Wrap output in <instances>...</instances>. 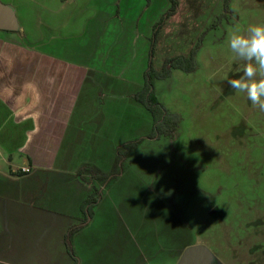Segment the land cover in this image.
I'll use <instances>...</instances> for the list:
<instances>
[{"label": "rangeland", "instance_id": "374dc122", "mask_svg": "<svg viewBox=\"0 0 264 264\" xmlns=\"http://www.w3.org/2000/svg\"><path fill=\"white\" fill-rule=\"evenodd\" d=\"M178 2L177 12L166 19L159 31L152 57V67L160 70L166 57L188 55L201 37L194 70L173 68L168 77L154 81L159 102L177 114V127L173 136L147 138L149 130L133 138L142 141L125 160L118 176L134 172L147 187L136 194L128 188L127 196L115 201L116 209L109 215L114 214L118 224L117 212L140 204L138 214L148 225L150 216L165 206L190 232L191 240L186 232L181 239L190 241L191 246L205 245L220 263L264 264V112L254 108L244 93L228 83L243 67L229 48V36L251 23L264 22V0ZM70 4L71 13L64 16H74L80 24L90 20L93 25H102L106 40L110 39L115 49L123 48L122 32H132L131 39L137 40L138 54L144 57L146 68L153 25L169 8L170 0H73ZM90 10L95 13L83 17V12ZM20 15L18 19L24 27L26 22ZM87 16L91 17L86 19ZM38 30L26 28V33L33 35ZM116 43L120 44L115 47ZM126 100L137 104L133 95ZM126 102L121 112L110 105L112 120H119L120 115L127 124V120H137L138 127L148 118L152 120L143 105L141 115V109L136 112ZM6 157L0 152V264H72L62 244L54 241L50 245L49 239L44 248L43 230L39 231L43 221L23 206L12 211L18 205L14 198H8L20 197L27 204L39 199L43 202L46 190L44 200L56 207L61 206L63 197L71 199L75 193L58 184L61 179H56V172L49 173L46 179L43 172L39 174L41 178L38 174L34 179L9 178L4 172L9 167ZM76 164H84L81 157ZM118 165L115 161L109 171L118 170ZM58 166L63 169V164ZM72 172H63L64 179L77 175ZM85 179L93 181L89 174ZM84 196L83 191L81 197ZM37 207L33 206L34 212L43 214V209ZM52 222L55 218L49 217L48 223ZM170 225L175 226L177 234H183L178 220H172ZM99 226L97 244L104 221Z\"/></svg>", "mask_w": 264, "mask_h": 264}, {"label": "crops", "instance_id": "0c3cea01", "mask_svg": "<svg viewBox=\"0 0 264 264\" xmlns=\"http://www.w3.org/2000/svg\"><path fill=\"white\" fill-rule=\"evenodd\" d=\"M0 1L13 8L18 21L17 30H0V152L9 164L4 172L15 181L34 179L35 174L41 178L40 172L46 179L56 172V179H61L58 184L75 193L71 199L63 197L61 206L56 207L44 200L46 190L43 202L39 199L27 204L20 197H9L18 205L12 211L23 206L35 214L43 221L39 231L43 230L44 248L50 239V245L54 241L62 244L65 256L72 259L65 247V234L70 226L82 221L80 205L91 186H100V201L87 223L71 237L76 256L72 264H177L183 251L191 246L190 241L181 238L186 232L191 240V235L172 210L162 207L150 216L148 225L138 214L140 204L117 212L118 224L115 215H109L115 201L127 196L128 188L136 194L142 187L146 189L145 182L130 171L104 184L96 180L90 183L89 179L82 182L77 173L88 163L109 171L115 164L116 147L151 129L150 118H143L145 122L138 127L137 120H127V124L120 115L119 120H112L110 115L111 104L121 112L125 101L136 112L141 109L142 115L140 103L126 100L141 88L145 70L144 57L138 54L132 32H122L123 48L115 49L111 40H106L102 25H93L90 20L80 24L74 16H64L71 13L73 0ZM94 13L83 12V17ZM18 14L26 22L25 28ZM26 28L39 30L29 34L32 39H28ZM142 43L140 50L144 53ZM80 157L82 166L76 164ZM58 164H63L62 170ZM72 169L77 175L64 179L63 172L71 173ZM83 191L85 196L81 197ZM34 205L43 209V214H36ZM49 217L55 222L48 223ZM172 220H178L183 234L176 233L175 226L170 225ZM102 221L103 234H99L97 244ZM144 227L148 230H142ZM216 264L222 263L217 260Z\"/></svg>", "mask_w": 264, "mask_h": 264}, {"label": "trees", "instance_id": "16d2710c", "mask_svg": "<svg viewBox=\"0 0 264 264\" xmlns=\"http://www.w3.org/2000/svg\"><path fill=\"white\" fill-rule=\"evenodd\" d=\"M226 2L227 0H225V4ZM178 3V0H170L169 8L153 25L152 33L150 36L148 63L143 72V83L141 88L133 94L134 100L143 105L149 111L152 118L151 129L145 136L147 138H155L162 135L173 136L178 123L177 114L167 110L157 99L154 92V81L156 79L168 77L171 74L173 68L182 69L186 72L195 69V54L200 45L201 37L188 55L166 57L160 70H155L152 67V57L157 43L159 31L165 24L166 19L177 12ZM141 141L142 138L127 140L116 147L115 161L116 164H119L118 170L106 172L99 170L93 165H85L77 172L79 180H81L82 182H87L84 176L87 174H89L92 179H96L103 183L104 181L108 182L109 180L114 179L121 171L122 165L125 160L129 157L130 153L139 145ZM101 196V187L92 185L90 192L87 194L80 205V210L82 212V221L79 224L72 225L67 229V232L65 234V247L68 254L74 261H76V256L71 245V237L73 233H75L87 223L89 217L92 215V208L99 202Z\"/></svg>", "mask_w": 264, "mask_h": 264}, {"label": "clouds", "instance_id": "9594fccd", "mask_svg": "<svg viewBox=\"0 0 264 264\" xmlns=\"http://www.w3.org/2000/svg\"><path fill=\"white\" fill-rule=\"evenodd\" d=\"M229 48L243 62L237 78L228 80L229 85L264 112V22H254L245 30L232 32Z\"/></svg>", "mask_w": 264, "mask_h": 264}, {"label": "water", "instance_id": "95a60500", "mask_svg": "<svg viewBox=\"0 0 264 264\" xmlns=\"http://www.w3.org/2000/svg\"><path fill=\"white\" fill-rule=\"evenodd\" d=\"M18 29V21L13 8L0 1V30L14 31ZM216 257L205 245L188 246L177 264H213Z\"/></svg>", "mask_w": 264, "mask_h": 264}, {"label": "built area", "instance_id": "2783aa9c", "mask_svg": "<svg viewBox=\"0 0 264 264\" xmlns=\"http://www.w3.org/2000/svg\"><path fill=\"white\" fill-rule=\"evenodd\" d=\"M22 170H23V171H29V169H28V168H22Z\"/></svg>", "mask_w": 264, "mask_h": 264}, {"label": "flooded vegetation", "instance_id": "af4514ba", "mask_svg": "<svg viewBox=\"0 0 264 264\" xmlns=\"http://www.w3.org/2000/svg\"><path fill=\"white\" fill-rule=\"evenodd\" d=\"M93 180H96V179H93ZM96 181H98V180H96ZM98 187H100V186H98ZM213 264H216V262H214ZM223 264V263H222Z\"/></svg>", "mask_w": 264, "mask_h": 264}]
</instances>
